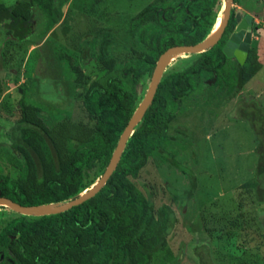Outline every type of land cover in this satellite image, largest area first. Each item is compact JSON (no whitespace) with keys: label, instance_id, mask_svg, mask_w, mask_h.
<instances>
[{"label":"trees","instance_id":"obj_1","mask_svg":"<svg viewBox=\"0 0 264 264\" xmlns=\"http://www.w3.org/2000/svg\"><path fill=\"white\" fill-rule=\"evenodd\" d=\"M66 1L14 0L10 5L0 4V42L10 38L19 44H38L60 19ZM236 2L232 0V4ZM220 5L219 0H152L120 31H95L80 50L83 63L93 60L106 71L115 70L117 62L109 47L126 46L121 37L140 48L132 50V62L117 76L84 85L81 109L86 122L58 118L45 121L39 108L25 102L26 92L21 88L19 116L6 134L9 145L0 144V153L17 168L18 176L10 179L0 173V198L25 207L53 206L66 203L89 188L93 182L85 181V173L96 168L103 173L119 135L140 101L137 90L141 78H151L157 59L167 49L192 46L207 38L221 13L216 11ZM233 18L230 10L216 43L197 54L188 66L162 74L115 169L94 196L59 214L20 215L2 225L0 264H152L157 258L160 264L170 262L167 237L176 223L174 212L166 205L154 208L132 180L148 160L158 159L188 179L183 190L167 188L181 208L193 197L195 177L175 159L173 151V147L184 148V129L175 132L177 136L169 135V130L192 95L213 90L217 97L223 92L229 96L257 71L254 47H249L242 64L222 52L234 25ZM71 71L74 82L81 83L78 67L72 66ZM216 99L204 96L202 101ZM248 117L255 129L256 164L253 176L243 187L254 190L261 207L264 111L251 106Z\"/></svg>","mask_w":264,"mask_h":264},{"label":"rangeland","instance_id":"obj_2","mask_svg":"<svg viewBox=\"0 0 264 264\" xmlns=\"http://www.w3.org/2000/svg\"><path fill=\"white\" fill-rule=\"evenodd\" d=\"M150 1L67 0L61 7L60 19L38 44L29 46L10 38L3 39L0 42V144L9 145L6 134L19 116L17 101L21 88L26 92L25 102L39 108L45 121L58 118L86 122L81 109L84 85L91 81L102 83L109 76H117L128 62H132V50L140 47L121 37L126 46L109 47L117 68L106 71L93 60L81 62L79 54L83 44L98 29L120 31L129 18ZM219 1L217 14L223 4V0ZM13 2L0 0L4 5ZM230 9L234 13V22L248 17L253 23L250 47L256 50L258 69L229 96L223 92L217 97L213 90L192 95L184 103L185 110L175 118L169 135L177 136L175 132L184 129V148L173 147V151L176 152L175 159L195 177L193 197L181 208L179 200L167 188L183 190L188 179L158 159L148 160L138 177L132 180L154 208L166 205L174 212L176 223L167 237L172 253L168 264L202 261L209 264H264V203L260 207L254 190L243 187V183L253 176L256 164L255 129L248 114L251 106L264 111V0H237ZM196 55H172L162 74L181 71ZM72 66L80 70L79 84L73 80ZM149 83L150 78H141L137 90L140 100ZM218 89L221 90L220 86ZM204 96L217 99L203 102ZM3 155L0 153V173L10 179L17 178V168ZM100 174L98 168L86 171L84 179L94 184ZM16 216L20 214L2 206L0 228ZM205 233L210 237L207 238ZM160 263L158 258L152 262Z\"/></svg>","mask_w":264,"mask_h":264},{"label":"water","instance_id":"obj_3","mask_svg":"<svg viewBox=\"0 0 264 264\" xmlns=\"http://www.w3.org/2000/svg\"><path fill=\"white\" fill-rule=\"evenodd\" d=\"M223 2H224V5L222 6V9H221L222 15H223L221 24L217 31L216 36L211 41L206 42L204 39L203 41L196 43L192 46L171 47L159 56L155 64L153 73L151 75L150 83L148 85V88L146 89V92L144 93L143 97L137 104L126 126L123 128L121 134L119 135L117 143L112 151V154L109 158V161L103 173L101 174L99 179L90 188L83 191L80 195L69 200L66 203H61V204H57L53 206H47V207H50L49 209L41 210V207H44V206H41V207L20 206L4 198H0V204H1L0 206L7 207L22 216L40 217V216H47V215H54V214L62 213L64 211L69 210L70 208L74 206L80 205L84 201L94 196L95 193L104 185V183L106 182V180L108 179L112 171L115 169V166L119 160V156L121 152L123 151L127 138L132 133L133 128L139 122L143 113L145 112V110L147 109V107L149 106L152 100V97L156 90V86L159 83V80L163 73V69L167 65L169 58H171L173 54H176L179 52L187 53V54H199L209 49L211 46H213L218 40V38L220 37L227 23V20H228L229 10L232 4V0H223ZM245 28L246 26H245L244 20L240 21L235 26L234 32L229 36V38L224 44V47L222 48V52L225 55V57L234 56V58L237 60L239 64H242L245 58V55H246L245 50L247 49V45L249 44V31H248V28H247V31H245ZM231 50H234V52H231Z\"/></svg>","mask_w":264,"mask_h":264},{"label":"flooded vegetation","instance_id":"obj_4","mask_svg":"<svg viewBox=\"0 0 264 264\" xmlns=\"http://www.w3.org/2000/svg\"><path fill=\"white\" fill-rule=\"evenodd\" d=\"M230 10H232V9H230ZM230 10H229V12H230ZM234 14V13H233ZM229 17V16H228ZM244 18H246V19H243L244 20V23H245V26H246V28H245V31H247V28H248V31H249V44L247 45V49L245 50V54L247 55V52H248V50H249V47H250V44H251V42H253V31H254V27H253V23H252V21L248 18V17H244ZM240 22V21H239ZM238 22V23H239ZM238 23H236V22H234V25H233V28H232V30H231V32L228 34V37H227V39L229 38V36L234 32V28H235V26L238 24ZM242 36H244V35H242ZM242 38V37H241ZM227 39H226V41H227ZM225 41V42H226ZM225 44V43H224ZM224 47V46H223ZM231 52H234V50H231ZM246 55H245V58H246ZM227 58H230V59H235L234 58V56H230V57H227ZM245 58H244V60H245ZM236 60V59H235ZM243 60V61H244ZM237 61V60H236Z\"/></svg>","mask_w":264,"mask_h":264},{"label":"bare ground","instance_id":"obj_5","mask_svg":"<svg viewBox=\"0 0 264 264\" xmlns=\"http://www.w3.org/2000/svg\"><path fill=\"white\" fill-rule=\"evenodd\" d=\"M224 5V2H223V4H222V6ZM220 16H222L223 17V15H222V10H221V13H220V15H219V17L217 18V20H216V22H215V24H214V27H213V29H212V31L210 32V34L207 36V38H205V41L206 42H208V41H211L215 36H216V34H217V31H218V29H219V27H220V24H221V20H222V17H220ZM180 53V52H179ZM173 56H174V54H173ZM171 58H172V56H171ZM170 59V58H169ZM93 185V184H92ZM1 205V204H0ZM50 207H47V206H44V207H41V210L42 209H49Z\"/></svg>","mask_w":264,"mask_h":264},{"label":"clouds","instance_id":"obj_6","mask_svg":"<svg viewBox=\"0 0 264 264\" xmlns=\"http://www.w3.org/2000/svg\"><path fill=\"white\" fill-rule=\"evenodd\" d=\"M87 190V189H86ZM85 191V190H84ZM2 207V206H1Z\"/></svg>","mask_w":264,"mask_h":264}]
</instances>
